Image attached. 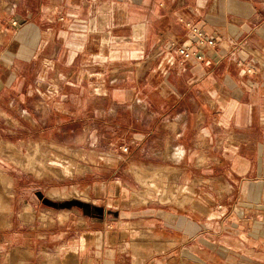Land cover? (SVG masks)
I'll list each match as a JSON object with an SVG mask.
<instances>
[{
	"label": "crops",
	"instance_id": "1",
	"mask_svg": "<svg viewBox=\"0 0 264 264\" xmlns=\"http://www.w3.org/2000/svg\"><path fill=\"white\" fill-rule=\"evenodd\" d=\"M36 3L37 10L18 14V3L0 1V102L12 93L19 96L10 104L30 101L27 73L40 65L44 73L69 65L72 76L86 69L78 87H90L95 76L103 90L118 85L122 114L148 112L131 124L133 150H151V168L162 164L175 180L172 169L180 170L185 196L168 181L163 198L175 205L133 204L126 184L94 177L67 185H85L88 198L80 202L11 195L0 223V264H264V0ZM64 16L81 18L86 34L67 42ZM188 24L216 48L200 51L202 63L177 58L170 65L163 47L198 49ZM110 32L121 42L99 54L97 41ZM111 68L124 74L106 79ZM143 87L156 94L140 97ZM139 120L150 122L147 130L135 129ZM138 176L145 185L147 176ZM108 196L119 200L101 202Z\"/></svg>",
	"mask_w": 264,
	"mask_h": 264
},
{
	"label": "rangeland",
	"instance_id": "2",
	"mask_svg": "<svg viewBox=\"0 0 264 264\" xmlns=\"http://www.w3.org/2000/svg\"><path fill=\"white\" fill-rule=\"evenodd\" d=\"M0 1L6 5L18 3L16 10L18 14L27 10H37L38 0ZM64 17L69 20L68 29L70 28L67 42L71 40V34L72 37L86 34L89 25L78 21L81 18L74 20L73 16ZM14 23L17 26V23ZM77 24L82 27L77 29ZM19 25L21 24L18 23ZM104 38L101 37L97 41L99 54L113 50V47L121 42L119 36L111 32ZM169 46L163 47V50ZM164 57L165 62L170 65L179 58L174 56L173 59L166 55ZM39 68L41 69V65L34 68L32 73H27L31 74V83L34 87V96L30 101L27 100L25 104L18 101L16 104H10L19 96L18 93H12L11 95L15 97L5 98L0 102V223L2 225H5V214L10 210L8 203L11 195H15L16 198L17 195H26L29 198L28 196L31 197L33 193L41 192L53 198L63 197L80 202L88 198L85 185H73L72 188L67 185L80 182L84 178L94 177L97 182L126 184L132 203L141 198L149 202L155 199L158 202L163 200L175 205L176 203L163 198L165 191H169L168 181H177L172 185H177L178 197L185 196L182 183L179 182L180 170L172 169L177 172L178 178L176 177L175 180L168 172L171 170L164 165L151 168L150 163L157 164L151 150L144 153L133 150L131 124H135V116L147 115L148 112L137 107L132 113L128 111L127 115L122 114L125 112V107H120L116 100L118 85L103 90L98 88L102 85V80L95 76L94 80H91L93 84H90V87H87L86 83L78 87L77 82L87 81L81 80L86 74V69L79 74L73 72L72 76V67L69 65H61L58 71L49 67L50 69L45 73ZM122 74L124 72L119 73L111 68L106 79L116 78L113 76ZM126 89L121 88L122 91ZM139 91L140 97L147 98H151L155 93L146 87ZM106 93L108 95L104 98ZM120 123L124 129H118ZM148 123L150 124L149 121L139 120V125L135 129L138 132L147 130ZM59 170L62 171V175ZM156 172L160 175L151 178L154 175L152 173L156 174ZM139 173L147 176L148 181L145 185L138 180ZM119 189L120 187H117L116 190L119 192ZM116 195L118 196V193ZM111 200L117 201L119 198L108 196L101 202L105 201L108 204ZM101 205L104 206L102 203ZM22 207L23 205L16 206L15 213H19Z\"/></svg>",
	"mask_w": 264,
	"mask_h": 264
},
{
	"label": "built area",
	"instance_id": "3",
	"mask_svg": "<svg viewBox=\"0 0 264 264\" xmlns=\"http://www.w3.org/2000/svg\"><path fill=\"white\" fill-rule=\"evenodd\" d=\"M188 28L196 38V41L194 42L196 43L198 49L193 50L190 47L173 43L167 49H164L161 52V55L163 56L166 55L167 57L171 56L173 59H175L174 56H177L185 60H196L199 63L204 62L205 61L204 56L200 53V51H202L205 48L215 49L216 42L214 40H209L208 38H206V36L196 26L188 24ZM174 63L175 61L172 62L171 64L174 65ZM125 152H127V149H125Z\"/></svg>",
	"mask_w": 264,
	"mask_h": 264
}]
</instances>
